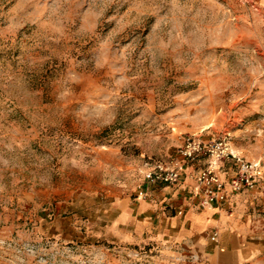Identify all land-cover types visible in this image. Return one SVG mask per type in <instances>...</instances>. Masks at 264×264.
Returning <instances> with one entry per match:
<instances>
[{"label": "rangeland", "instance_id": "374dc122", "mask_svg": "<svg viewBox=\"0 0 264 264\" xmlns=\"http://www.w3.org/2000/svg\"><path fill=\"white\" fill-rule=\"evenodd\" d=\"M222 133L264 177L259 0H0V264H179L144 171Z\"/></svg>", "mask_w": 264, "mask_h": 264}, {"label": "crops", "instance_id": "0c3cea01", "mask_svg": "<svg viewBox=\"0 0 264 264\" xmlns=\"http://www.w3.org/2000/svg\"><path fill=\"white\" fill-rule=\"evenodd\" d=\"M264 7V0H259ZM204 158L195 161L203 166ZM185 170L176 183L154 184L145 198H139L131 215L136 230L144 232L149 222L160 221V230L174 233V245L181 250L179 264H260L262 241L254 239L255 222L251 190L230 192L226 201L204 206L192 191L193 179ZM227 168L220 175L227 177ZM138 222V223H137ZM216 232V238L210 235ZM188 259V261H185Z\"/></svg>", "mask_w": 264, "mask_h": 264}, {"label": "built area", "instance_id": "2783aa9c", "mask_svg": "<svg viewBox=\"0 0 264 264\" xmlns=\"http://www.w3.org/2000/svg\"><path fill=\"white\" fill-rule=\"evenodd\" d=\"M199 158H204L205 162L203 166L196 167L194 163ZM187 164L191 168L186 175L194 181L192 191L204 206L226 201L230 192L257 189L264 178L260 161L246 159L235 150L228 133L212 139L184 135L175 155L155 160L146 168L138 199L145 198L154 184L178 182ZM226 164L228 175L224 178L220 169ZM216 235L214 231L211 239H215Z\"/></svg>", "mask_w": 264, "mask_h": 264}]
</instances>
